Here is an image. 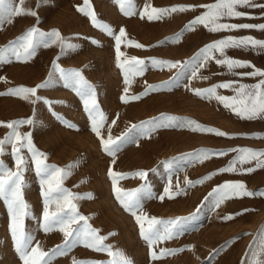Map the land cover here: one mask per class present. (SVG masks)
Masks as SVG:
<instances>
[{
  "label": "rangeland",
  "instance_id": "obj_1",
  "mask_svg": "<svg viewBox=\"0 0 264 264\" xmlns=\"http://www.w3.org/2000/svg\"><path fill=\"white\" fill-rule=\"evenodd\" d=\"M90 2L98 21L110 26L114 34L118 35L121 28L126 30L121 44V62L131 58L142 59L147 65L146 70L142 75L134 76L131 71L133 64H125L123 71L117 67L114 38L94 27L87 16L77 11L83 0H24L23 4L16 0L15 7L21 8L23 13L35 11L37 16L21 14L13 17L11 23L4 22L0 30V49L9 47L11 42L33 27L44 33L58 30L76 47L63 51L59 44L40 47L28 62H18L14 57L9 58L11 62H0V93L19 87L35 88L48 82L47 87L38 89L39 100L31 96L21 99L0 95V122L33 121L31 125H20L17 131L22 137L30 134L34 147L45 154V162L49 166L70 171V175L63 178L61 187L80 197L72 200L77 214L88 218V225L97 229L100 236L108 237L103 243L111 246L113 251L122 252L131 264H264V196L234 197L217 207L215 197L210 195L226 183H243L247 191L264 192V168H257L251 173L219 171L228 167L236 157L233 149L264 152V139L253 138L264 137V118H239L214 98L202 99L193 91L227 82H234V87L256 85L264 77L240 73L264 71V49H253L251 46L226 48L228 58L254 67L229 72L226 66L210 61L206 67L197 70L196 78L191 75L195 67L193 59L206 45L228 38L252 37L264 41V30L250 28L210 32L198 25L194 31L185 32L179 42H174L185 26L206 10L200 6L212 4L215 0H133L135 14L131 17L121 13L116 0ZM255 2L264 4V0ZM187 5H195V11L176 12L151 21L147 16L140 17L146 8L150 12L152 7L169 9ZM237 10L246 15L238 19L225 17L220 22L264 24V8L238 7ZM93 40L97 43L93 44ZM129 40L144 47L129 46ZM214 55L222 58L219 53ZM152 59L179 61L181 64L187 62L189 67L180 74L176 69L153 67ZM54 62L64 72H81L93 87L97 106L107 118L101 129L105 139L109 128L111 136L116 138L132 125H147L162 115L181 121H195L228 135L221 137L191 131L189 127H161L144 136L136 135V130H133L129 135H135V142L123 144L113 164V157L102 150L100 140L91 131L83 100L75 88L63 79L61 72L53 69ZM124 71H128L131 81L127 94L124 92ZM162 84L169 86L158 87L156 91L143 95L147 86ZM217 94L232 97L235 92L232 89H217ZM125 95L129 98L140 95L142 98L123 103L121 97ZM113 120H116L115 125H112ZM10 131L7 127H0V140ZM22 142L26 144V141ZM200 151L227 154L213 155L200 163L194 159ZM21 154L28 160L22 186L23 200L28 205V215L24 218L25 231L34 237L33 246L38 243L43 251L49 252L62 245L64 237L58 230L44 233L42 191L47 190V185L42 188L41 178L36 174L26 147L21 149ZM0 161L7 169L16 170L11 144L4 146ZM256 163L253 160L236 167L255 168ZM110 167L116 173L128 174V178H117L118 188L126 191L143 189L137 192L143 214L164 221L183 219L181 234L159 243L152 251L157 254L165 249L184 251L155 260L150 257V249L139 234L135 218L115 198L108 175ZM139 171L147 172V177L141 179L134 176ZM209 175L212 178L205 180ZM186 177L191 185L186 183ZM201 180L204 182L197 183ZM165 188L169 189L173 198L165 194ZM52 196L55 202L50 203V212L57 211V203L68 211L57 192L54 191ZM161 196H164L162 201L159 199ZM228 216L233 218L225 219ZM9 224L7 202L0 198V264H22L13 246ZM83 225L84 221H80L73 227ZM112 233L115 235H110ZM74 259L109 264L113 258L77 244L67 254L53 259L52 264H73Z\"/></svg>",
  "mask_w": 264,
  "mask_h": 264
},
{
  "label": "snow or ice",
  "instance_id": "obj_2",
  "mask_svg": "<svg viewBox=\"0 0 264 264\" xmlns=\"http://www.w3.org/2000/svg\"><path fill=\"white\" fill-rule=\"evenodd\" d=\"M23 2L24 0H19L20 4H23ZM15 3L16 0H0V30H2L3 23H11L13 17L20 16L21 14H27L33 17L37 16L35 11L23 13L21 8L14 6ZM116 3L119 5L120 11L123 15L131 17L135 14L133 0H116ZM200 7H203L206 10L200 16H197L190 21L182 32L174 38V42H179L185 32L194 31L198 25L204 26L210 32L250 28L264 30V24L250 25L220 22V20L225 17L236 19L244 17L246 13L238 11V7L264 8V4H257L255 0H215L212 4L202 5ZM195 9V5L175 6L169 9H157L152 7L150 12L147 8L141 12L140 17L143 19L147 16L149 21L159 20L172 13L195 11ZM77 11L87 16L94 27L104 31L107 35L114 38L117 67L123 71L125 69V64L130 63L134 65L133 69H131L134 76L143 74L147 67L144 60L131 58L130 61L126 59L123 63L121 62V57L123 56V53L121 52V44L122 38L126 37L125 29L121 28L119 34L116 35L110 26L100 23L90 0H83L82 6H77ZM92 43L96 44L97 41L93 40ZM127 43L129 46H134L138 49L144 47L143 45L130 40L127 41ZM56 44H59L62 51L66 49H74L76 47V45L63 38L58 30L44 33L39 31L38 28L33 27L19 37L15 42H11L9 47L0 49V62H11L9 59L10 57H14L18 62H28L35 57L38 48H47ZM241 46H251L253 49H264V41H259L252 37H245L242 39L228 38L206 45L193 59L192 63L195 67L192 68V78H196L197 70L199 68L206 67L207 63L210 61H214L218 66H226L229 72H232L237 68L254 67L247 62L228 58L226 56V48ZM214 53H219L222 58H217ZM151 65L153 67L159 66L161 69L165 67L169 70L176 69V71L180 74H183V71L189 67L187 62L181 64L179 61L169 62L156 59L151 60ZM53 69L61 72L63 79L75 88L77 95H79L83 100L84 110L91 122V131L100 140L102 150L109 156L113 157V164L115 163V155L122 148L123 144L127 142H135V135H129V132H132L133 130H136V135L144 136L161 127H189L191 131L212 133L221 137L228 135L225 132L218 131L213 128L203 127L195 121H181L176 117L162 115L158 120L154 118L153 121H149L147 125L142 124L139 127L137 125H132L127 132L116 138L111 136V129L109 128V135L107 136V139H105L102 136L101 129L104 127L107 118L100 112L97 106L96 93L93 87L79 71L64 72L55 62L53 63ZM240 75L264 77V71L256 70L251 73H240ZM203 79H207V77H203ZM130 82L128 71H124V83L126 85L124 89L125 94L128 92L127 86L130 85ZM47 83L48 82L45 81L44 83L37 85L35 88L19 87L16 89H10L6 93H0V95H13L18 96L21 99H27L31 96L35 97L36 100H39L40 98L37 96V91L40 88L47 87ZM233 84L234 82L221 83L208 89L193 91L196 96L202 99L214 98L221 105H223L225 109H230L239 118L250 120L258 117L264 118V79L253 86L240 84L237 87H234ZM168 86V84H162L159 86L149 85L146 87L143 95H148L150 92L156 91L158 87L166 88ZM217 89H232L235 92V95L232 97L219 95L217 94ZM141 98L142 96L140 95H135L130 98L125 95L121 97V100L123 103H128L129 100H140ZM45 102L47 103V101ZM97 116H99V119H97ZM32 123L33 121L31 119L11 123L0 122V127H7L11 130L4 139L0 140V155H3L4 153V146L6 144H11L16 167L15 171L9 170L5 167L3 161H0V198H3L7 202L10 216L9 232L11 234L15 252L22 261V264H52L53 259L57 256L67 254V252L77 244H83L85 247L93 251L106 253L109 257L113 258L109 261V264H131L122 252L113 251L111 246H107L103 243L108 239V237L100 236L97 229L88 225V218L77 214L76 205L72 203V200L79 199L80 197L73 196L72 193L61 187L63 178L70 175V171L56 166H49L45 162L47 159L45 154L39 152L34 147L30 134L22 137L17 131V128L20 125H31ZM115 123L116 120H113L112 125H115ZM68 126L72 127V125ZM253 138L264 139V137L259 136ZM22 141H26V144ZM25 147L31 154V161L35 165L36 174L41 178L42 188L47 185V190L42 191V196L44 198L42 229L45 234H48L53 230H58L64 237L63 244L57 245L49 252L43 251L38 243L36 246H33L34 237L27 234L25 231L24 218L28 215V205L23 200L22 186L23 172L28 165V160L21 154V149ZM233 151L237 153L236 157L230 162L228 167L220 169V172L241 171L251 173L257 168H264V159H261V157H264V152H257L247 148L233 149ZM226 154L227 153L224 152L211 153L207 151H200L195 154L194 159L197 162L203 163L213 155L223 156ZM253 160L257 161L255 168L250 167L246 169H238L236 167L237 164L243 165L251 163ZM71 167L72 166H69V168ZM108 175L112 180L113 192L116 200L126 212L130 213L135 218L136 223L139 226V234L141 238L146 241L150 249V257L155 260L169 255H177L184 251V249H165L161 250L159 254L152 251L154 246L159 243L176 238L181 234L182 227L184 226L183 219L177 218L174 220L164 221L155 217H148L143 214L140 200L137 196V192L142 191L143 189L126 191L118 188L117 178H128V174L116 173L111 167L109 168ZM134 176L145 179L147 177V172L139 171L135 173ZM211 178V175H209L204 179L206 180ZM185 181L190 185L192 184L191 181L187 180V177L185 178ZM203 182L204 180H201L197 183ZM169 183L171 182L169 181ZM54 191L57 192L60 198L64 200L68 211H65L59 203H57V211H49L50 203L55 202V198L52 196ZM165 194L168 195L170 199L173 198V194L169 192L168 188H165ZM210 195L215 197L216 206L218 207L226 199L245 196L252 197L255 195L264 196V192L254 193L247 191L246 186L243 183H226L218 186ZM159 199L162 201L164 196L159 197ZM232 218V216L225 217V219L228 220ZM80 221H84V225L82 227L74 228L73 225H79ZM145 225H147V227ZM158 225L160 227H157ZM110 235H115V233ZM73 264H94V262L76 261L74 259Z\"/></svg>",
  "mask_w": 264,
  "mask_h": 264
}]
</instances>
